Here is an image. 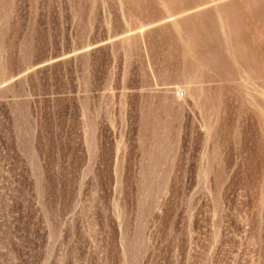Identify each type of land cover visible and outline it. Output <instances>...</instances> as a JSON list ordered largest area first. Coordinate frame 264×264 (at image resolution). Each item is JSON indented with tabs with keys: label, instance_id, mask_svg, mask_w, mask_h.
Masks as SVG:
<instances>
[{
	"label": "rangeland",
	"instance_id": "374dc122",
	"mask_svg": "<svg viewBox=\"0 0 264 264\" xmlns=\"http://www.w3.org/2000/svg\"><path fill=\"white\" fill-rule=\"evenodd\" d=\"M0 264H264V0H0Z\"/></svg>",
	"mask_w": 264,
	"mask_h": 264
}]
</instances>
